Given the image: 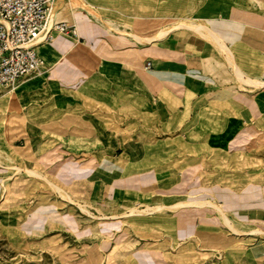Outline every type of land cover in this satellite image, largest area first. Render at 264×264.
I'll return each instance as SVG.
<instances>
[{
    "label": "crops",
    "instance_id": "1",
    "mask_svg": "<svg viewBox=\"0 0 264 264\" xmlns=\"http://www.w3.org/2000/svg\"><path fill=\"white\" fill-rule=\"evenodd\" d=\"M72 1L54 21L73 23L77 39L41 44L46 71L16 87L34 152L41 123H80L94 144L92 185L132 176L171 203L207 187L212 199L244 201L248 216L259 188L264 218V0ZM226 249V264H257L238 245Z\"/></svg>",
    "mask_w": 264,
    "mask_h": 264
},
{
    "label": "rangeland",
    "instance_id": "2",
    "mask_svg": "<svg viewBox=\"0 0 264 264\" xmlns=\"http://www.w3.org/2000/svg\"><path fill=\"white\" fill-rule=\"evenodd\" d=\"M66 2L69 5L57 0L53 12L65 8L68 15L69 7L76 4ZM77 6L91 13L82 3ZM6 92L0 91V98ZM4 114L0 111V264H226L230 245L251 252L257 264L264 261L257 253L264 236L231 235L211 207L126 215L130 209L204 198L219 204L236 229L264 231L259 188L250 194L254 207L249 216L244 201H224L223 192L212 199L207 187L203 195L179 194L173 203L158 201L167 193L156 197L133 187L139 182L132 176L102 188L87 179L92 164L85 151L94 144L83 125L60 119L41 123L45 124L38 142L42 146L36 153L37 143H28L15 106L8 112L5 132L1 129ZM185 214L194 216L184 218L187 225L182 223Z\"/></svg>",
    "mask_w": 264,
    "mask_h": 264
},
{
    "label": "built area",
    "instance_id": "3",
    "mask_svg": "<svg viewBox=\"0 0 264 264\" xmlns=\"http://www.w3.org/2000/svg\"><path fill=\"white\" fill-rule=\"evenodd\" d=\"M55 2L0 0V91L14 90L22 81L46 71L38 47L51 42L55 34L77 39L73 23L54 21Z\"/></svg>",
    "mask_w": 264,
    "mask_h": 264
},
{
    "label": "bare ground",
    "instance_id": "4",
    "mask_svg": "<svg viewBox=\"0 0 264 264\" xmlns=\"http://www.w3.org/2000/svg\"><path fill=\"white\" fill-rule=\"evenodd\" d=\"M55 16V11L53 12V17ZM174 27V26H173ZM172 27V28H173ZM176 27V26H175ZM76 34H77V31H76ZM25 82V81H24ZM19 92L17 89H14V90H11L9 92H6L4 93L3 95H5L3 98L1 96L0 98V111L1 112H4L5 114L3 115L2 119H1V129L3 130V132L6 131V126L8 124V121L10 119L9 115H8V112L12 110V106H13V102L16 101V102H19ZM21 93V92H20ZM14 107V106H13ZM22 107L20 106V104L18 103V109H21ZM19 120L20 121H23V116L20 115L19 116ZM12 168V167H11ZM20 169H16L17 172H19ZM27 174H33V175H36L37 177H42V175L38 174V173H35L33 171H28L26 170ZM44 181L47 182L48 185H50L54 190H57L59 193L62 192V190L58 187H56L55 185H53L51 182H49L48 180H46L45 178H43ZM9 193H11V190L9 191ZM196 205H199V206H207V207H211L213 208L214 210H216L219 215H220V218L223 222V224L227 227L228 231L230 233H232L234 236H239V234L241 233H244V234H248V235H255V234H260V235H264V231H261V230H250L248 231V233L246 232H242L238 229H236L232 224L231 222L228 220V218H226V216L223 214V211H222V208L219 207V206H216L214 205L213 203L211 202H203V203H198V202H193V203H182V202H178L174 205H171V206H160V205H155L153 207H147L146 209H143L141 211L139 210H135V209H130L128 211V213H126V215H131L133 214L134 212H140V213H152L154 211H159L161 209H172V208H181V207H192V206H196Z\"/></svg>",
    "mask_w": 264,
    "mask_h": 264
}]
</instances>
